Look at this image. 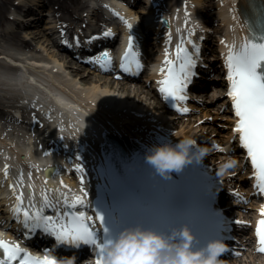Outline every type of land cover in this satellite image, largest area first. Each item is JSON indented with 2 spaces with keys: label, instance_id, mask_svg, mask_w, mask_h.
I'll use <instances>...</instances> for the list:
<instances>
[{
  "label": "bare ground",
  "instance_id": "bare-ground-1",
  "mask_svg": "<svg viewBox=\"0 0 264 264\" xmlns=\"http://www.w3.org/2000/svg\"><path fill=\"white\" fill-rule=\"evenodd\" d=\"M57 1V9L54 10L55 15L57 16L58 20L62 23V20H66V25H69L73 22L76 18L82 17V11L86 8L85 3L82 0H56ZM37 2V0H35ZM248 2L250 0H217L216 2H213L215 4L214 11L216 10L217 16H220V19L222 20V23L225 25V31L223 34H221L219 37L221 38L223 35L227 38L229 43L227 45H233L235 44L237 48H239L240 44L243 42V38L247 36V26L245 25V22L243 21L242 17H240L239 14H241L243 8L247 10V12L251 13L253 12V9L248 6ZM117 3V4H116ZM115 7H123L125 8L123 3L116 2ZM189 6L184 5V0H173L169 3H167L165 9L166 13L169 18V25L168 27L158 28L156 30L155 37L157 38V47L159 48L160 57L158 60V63L155 64L153 68V72L150 74V79L155 80L154 82L157 83L159 79H161V76L159 74V69L163 67V60H164V51L165 48H168L169 51L172 53V58L174 56V50L176 45L180 42V35H179V29L181 26H185L187 30H190L191 27H193V22L189 20L188 16H186V11L190 13V15L195 19L197 18V14H200L203 8V1L202 0H190ZM12 4L11 0H3L1 7L2 9L8 7ZM114 5V4H113ZM126 16L129 17V19L137 18V15L135 14L136 11L133 8H125ZM164 9V10H165ZM154 12L155 9H150L147 11L148 17L153 19L152 25L155 26L154 21ZM4 13V12H3ZM5 18L6 14H4ZM93 18L98 21H106L105 15L100 13L99 11L93 12ZM188 21L187 25H185V21ZM6 25L13 24V20L6 19L5 20ZM210 25V23H209ZM212 26V25H211ZM68 30V28L66 27ZM212 31L208 32L210 37H213L212 32H216L217 28H210ZM113 32V29H111ZM139 32L132 31L127 28V31L124 32V39L121 45V48H125L128 43V36L130 34L134 35V43L138 46H144L145 40H144V32L139 29ZM21 31H18V33ZM130 32V33H129ZM207 31H202L199 33V35L203 36L206 35ZM171 33V44H168V34ZM198 40L201 42L203 39L202 37ZM32 39L37 40L39 42H43L44 44L48 42V39H45L42 34L37 32H31ZM57 42V41H56ZM24 47L32 48V43L24 40L23 42ZM226 44V43H225ZM225 44H222L221 41L219 43V47L221 50H223V54L227 55L229 48L225 46ZM163 45V46H161ZM136 47V46H135ZM211 47V44H210ZM137 48V47H136ZM140 60L142 61V57H145V54L143 50L140 51ZM161 49V50H160ZM190 51H194L192 47H189ZM158 51V52H159ZM1 56V55H0ZM53 58L51 57V62L54 64V66H57L58 68L65 67L67 63V56L65 54H60L57 52L52 53ZM226 57V56H225ZM224 57V59H225ZM121 62V61H120ZM118 61V66L120 64ZM44 69L48 68L47 64L44 63ZM50 65V64H49ZM30 66L26 63L22 64V74L18 76V80L22 81V79L27 78L29 81V87L31 89L36 90V80H35V74L34 71H31L29 69ZM143 71V69L141 70ZM109 73V72H108ZM94 74V75H93ZM102 76L98 75L94 72H88L85 74H76V76L80 77L81 83L84 86L81 88V98L80 100L76 99L75 95H72L73 93L70 92L71 86H73L75 83L72 81L71 78L62 79L61 77L51 73V76L53 77V80H55V83H53V87L51 89L47 90V93L49 96H51L52 100V106L56 107L58 109V114L62 117V123L65 125V129L67 133L71 134V138L73 140H78L80 143H86V149H88V154L84 155L81 154V158L86 162L87 165L90 166V169H86V165L83 167V172L79 173V176L84 177V183H83V190L87 187L88 182L90 184H93L91 189L93 190V193L91 194L93 197H91L90 201H93L94 196L101 193V190L103 191L105 197H104V205L106 204L109 209H111V215L114 214L112 210V204L110 197L106 195V191L104 189H101L102 185L100 180L98 179V172L99 168L103 166L97 167V163H102L104 165V155L102 153V141L104 139V132L105 129L111 131L115 136H120L123 140L130 141L131 137L134 140H137L140 144L146 145V144H164V143H176L177 141L184 139V138H191V135L187 133V131L182 132H175L176 130L173 127L172 123L169 119L170 116L166 114L165 111L166 108L162 105L161 100L157 98L156 94H153L151 91L147 90L145 88V84L139 83V78H133L131 81H134V83H139L138 85H130L128 82L119 80L115 76ZM22 78V79H21ZM131 78V77H130ZM31 81V82H30ZM5 81L2 80L0 77V83L5 84ZM24 83V82H23ZM78 84V82H77ZM72 93V94H71ZM157 93V91H156ZM45 94V93H44ZM70 95V96H67ZM47 96V94H45ZM88 101V105L84 102ZM153 100V101H152ZM83 107V108H82ZM185 107V105H184ZM133 115L136 117V119H132ZM2 117H10L7 115L5 111L0 110V118ZM85 118H89L90 121L86 123ZM156 119V120H155ZM157 122L155 124V122ZM61 121V119H60ZM15 125H17L18 128L23 126L21 123L25 125H32L31 117L28 115L22 116L21 119H13L12 120ZM20 125V127L18 126ZM158 125H160V129L158 128ZM7 126V124L5 125ZM169 128L173 130H168ZM54 131L56 135H60L62 132V128H56L54 127ZM170 132V133H166ZM160 133H164L163 135H160ZM194 140H196L197 137H193ZM55 141H57V138H55ZM192 139V138H191ZM229 138V142H230ZM146 143V144H144ZM52 143H47L46 145H51ZM150 146V145H147ZM31 150V149H30ZM80 151V150H79ZM194 151V150H193ZM51 154V152H50ZM67 158L68 155L64 154ZM65 156H48L44 158L45 161L52 162L56 164V170L55 172V179L53 181L49 180V184H47L49 188V195L54 199H60L63 198L60 196L61 189L63 188L61 186V174L65 173L61 170V166L59 165L60 161L62 159H66ZM31 159V157H29ZM12 159H17L13 156ZM52 159H56L55 161H52ZM42 160V161H44ZM47 162V163H48ZM203 161H201L200 164L193 163L188 165L187 167H202ZM54 167L50 168H42L38 164L34 168H29V173L31 177H29L28 181V188L32 190H42V172L49 175ZM1 175V174H0ZM198 175L203 180H207L208 177L200 174L198 172ZM65 183H71V180L63 179ZM62 180V181H63ZM93 180V183H92ZM31 186V187H30ZM50 186V187H49ZM52 186V187H51ZM80 186V185H79ZM81 187V186H80ZM100 188V189H99ZM58 189L59 191H52ZM30 191V190H29ZM85 191V190H84ZM84 191H77L74 190V194H72V198L75 196H84ZM17 194H19V190L17 188ZM102 197V196H101ZM100 197V199H101ZM86 196H84V199ZM103 198V197H102ZM103 199H101L102 201ZM105 206V207H106ZM106 207V208H107ZM105 208V209H106ZM82 211V210H81ZM257 212L255 213V215ZM6 224V223H4ZM1 234V232H0ZM9 236V235H7Z\"/></svg>",
  "mask_w": 264,
  "mask_h": 264
},
{
  "label": "snow or ice",
  "instance_id": "snow-or-ice-1",
  "mask_svg": "<svg viewBox=\"0 0 264 264\" xmlns=\"http://www.w3.org/2000/svg\"><path fill=\"white\" fill-rule=\"evenodd\" d=\"M186 16L190 13L186 11ZM129 29L133 24L115 13ZM188 21H185L187 25ZM109 29L103 33L105 37H111ZM192 33H189L191 36ZM93 37L92 39H98ZM76 43H79V39ZM134 35L128 36L126 50L121 57L120 69L124 72L139 73L143 69L139 50L134 44ZM171 33L168 34V42L171 44ZM225 44V41H221ZM191 45L194 51H190ZM228 54L225 57L227 69L226 79L229 82L227 97L231 101L235 117L233 132L238 138L241 149L245 150L247 160L253 170L252 177L255 180L254 187L261 195H264V28L259 30L249 26L248 35L243 38L239 48L235 44L227 45ZM200 49L189 39L187 43L183 37L174 50L175 58L168 48L164 51L163 67L159 69L161 79L157 81L158 91L172 107L181 113L189 112L188 107H182L188 101V89L198 75L196 72L197 60ZM90 62L98 64L101 68L108 69L112 63V57L108 51L93 58ZM219 147V146H215ZM223 151V149H220ZM232 167V165H226ZM9 166L5 165L4 175H8ZM77 171L83 172L82 166H77ZM81 184L84 177L80 178ZM47 183V180L45 181ZM61 186H68L61 180ZM20 184H23V174L20 176ZM15 204L12 213L29 234L39 230L54 242L68 247L81 248L82 246L95 247L99 250L96 264H104L105 249L110 246L116 238L112 229L108 226L105 214L95 207V220L87 216L83 211H77L78 207L86 206L84 196H75L71 200L66 193H60L63 198L53 200L48 195V190L41 193L42 206L36 208L34 202L26 207L24 195L21 190L16 193V185H11ZM31 187V186H30ZM52 191H59L58 189ZM236 195H239L238 193ZM34 200V193H33ZM45 209H51L54 215H45ZM261 219L257 221L255 234L257 237L258 251L264 253V205L260 208ZM99 224V229L96 224ZM236 223H244L236 221ZM102 241V242H101ZM50 251V250H49ZM0 264H58L55 257L45 254L42 258L33 256L19 243H13L6 239H0Z\"/></svg>",
  "mask_w": 264,
  "mask_h": 264
},
{
  "label": "rangeland",
  "instance_id": "rangeland-1",
  "mask_svg": "<svg viewBox=\"0 0 264 264\" xmlns=\"http://www.w3.org/2000/svg\"><path fill=\"white\" fill-rule=\"evenodd\" d=\"M3 0H0V77L4 80L5 84L0 83V110L5 111L7 115L10 117H2L0 118V146H4L7 148L9 143H13L14 145H18V155L20 158V154L24 151V148L27 146V143L33 144V146L37 144L38 139H46V132L51 133L50 123L44 119L37 126L34 122V126H28L23 123L21 125L23 128L21 129L12 122L13 119H16L15 113L18 114V118L21 119L23 114H28L25 110L20 112H16L18 107L17 103L23 100V91L20 86H18L14 81V71L16 67L12 65L10 62L11 59L17 60H26V64L30 66L29 69L36 72L38 78L44 83H47L46 86L48 88H52L50 73V66L54 64L51 62L52 53L57 52L54 41L50 37V35L45 30V23H39L38 25L30 26V27H18L12 31L6 30L4 14L9 11V9H19L24 4V8L28 5L29 2H35L34 0H11L12 4L8 7L2 9L1 4ZM20 1L19 6L14 5V2ZM42 1V0H41ZM51 1L50 6L54 4L53 9L45 10L44 13H50L54 9L57 8L56 0ZM87 6V9L90 11L93 10L88 6V0H83ZM215 2L217 0H214ZM206 6H211L213 0H204ZM4 12V13H3ZM87 10H85L86 14ZM216 17V16H215ZM212 17V18H215ZM53 17H47L46 20H52ZM215 24L213 27L217 28V31L213 33V37H211L212 42L214 43V50L218 47V37L221 35L222 27L217 20H214ZM79 25H84L85 23L82 20L77 21ZM91 27L100 26L95 21H93L90 25ZM19 30L21 32H17ZM31 32H37L45 36V39H48L47 43L39 42L37 40L32 39ZM27 40L32 43V48H27L22 46L23 41ZM153 42V40H151ZM156 48V47H155ZM213 48V46H212ZM71 61L68 63L66 68L59 69V72H52L53 74L63 78L65 77L62 73H67L69 78L75 83L71 89L73 91L72 95L81 96V88L84 86L81 83L80 77L76 76V74H85L88 72H94L98 75L109 76L111 75L99 72L94 68L88 67L87 65H81L75 61ZM147 62L151 64V59L148 58ZM44 63L47 64L48 68L45 69V72H42L41 69L44 67ZM220 66V62L215 64V68L218 70ZM149 67L140 78L139 83L145 84V88L151 91L153 94L155 93L153 84L149 79ZM94 75V74H93ZM124 81V80H123ZM78 82V84H77ZM128 84L134 86L139 83H134V81H125ZM215 91H213L214 96L211 94L205 95L206 97L199 104L192 103L196 108L193 111L187 112V114L182 115L181 117L176 116V114L172 112H168L170 117L168 120L171 121L173 127L179 133L182 131H187L188 134L191 135V138L194 140V136L199 140L200 148L207 149V162H210L217 172H219L224 177H227L229 183L232 182L238 191L247 192L249 194V185L246 181V172L245 167H243L242 159L240 158L239 153H230L228 151L229 145V121H228V109L223 110L224 98L221 95L223 92V82L220 81L217 83ZM157 96V95H156ZM157 98H159L157 96ZM160 100V99H159ZM153 101V100H152ZM20 103V102H19ZM164 105V103L161 101ZM132 119H136L133 115ZM175 119V120H174ZM156 120V119H155ZM154 120V122H155ZM157 122H155L156 124ZM7 124V126H5ZM43 130V133L39 132ZM219 146V147H215ZM223 149L221 151L220 149ZM239 154V155H238ZM25 157V156H22ZM67 165H69L67 163ZM226 165H232V167H226ZM78 185V183L74 182ZM247 194V195H248ZM246 196V195H245ZM231 200L234 202V194L231 195ZM255 207V203L253 199L248 201L247 203H242L235 207L233 213L235 214H244L246 217H250L253 213V209ZM242 247L238 254L231 256L225 264H264V259L259 256V258H254L257 256L253 251V245L249 241V235L245 234L242 238Z\"/></svg>",
  "mask_w": 264,
  "mask_h": 264
},
{
  "label": "clouds",
  "instance_id": "clouds-1",
  "mask_svg": "<svg viewBox=\"0 0 264 264\" xmlns=\"http://www.w3.org/2000/svg\"><path fill=\"white\" fill-rule=\"evenodd\" d=\"M144 147L145 161L164 179H172L173 173L183 172L194 162L200 164L208 151L197 148L191 138ZM195 242L196 236L187 224L170 233L143 225L129 226L105 249L104 264H221L219 257L227 251L223 240H210L199 250H194Z\"/></svg>",
  "mask_w": 264,
  "mask_h": 264
}]
</instances>
